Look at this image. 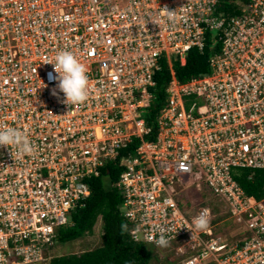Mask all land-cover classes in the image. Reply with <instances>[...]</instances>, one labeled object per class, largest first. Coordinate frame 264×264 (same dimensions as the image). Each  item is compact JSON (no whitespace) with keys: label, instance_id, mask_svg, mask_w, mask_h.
<instances>
[{"label":"built area","instance_id":"1","mask_svg":"<svg viewBox=\"0 0 264 264\" xmlns=\"http://www.w3.org/2000/svg\"><path fill=\"white\" fill-rule=\"evenodd\" d=\"M207 42L208 71L180 82L172 63ZM61 49L88 68L83 103L53 95ZM9 125L34 152L0 146V264L44 262L109 166L133 242L177 246L180 264H264V197L235 179L264 171V0H0V128ZM201 212L207 229H189Z\"/></svg>","mask_w":264,"mask_h":264},{"label":"trees","instance_id":"2","mask_svg":"<svg viewBox=\"0 0 264 264\" xmlns=\"http://www.w3.org/2000/svg\"><path fill=\"white\" fill-rule=\"evenodd\" d=\"M213 48L211 42H207L202 52L196 48L190 49L184 65L174 61L172 67L176 78L183 82L193 76L206 73L210 52L215 50ZM169 80L170 72L164 62L160 72L155 76V100L147 119L154 133L156 127L153 119L162 106L165 87ZM107 169L108 175L89 181L90 196L83 207L72 213L73 225L61 228L57 239L58 243L66 244L92 235L94 225L100 218L102 222L101 244L80 254L53 257L48 264H153L154 260H157L146 244L136 243L130 239L128 224L119 212L121 197L117 190L110 186L117 180L120 171L112 166ZM238 173L235 179L245 193L258 200L262 199L264 197V171L239 169Z\"/></svg>","mask_w":264,"mask_h":264},{"label":"clouds","instance_id":"3","mask_svg":"<svg viewBox=\"0 0 264 264\" xmlns=\"http://www.w3.org/2000/svg\"><path fill=\"white\" fill-rule=\"evenodd\" d=\"M168 11V19L174 20L172 11ZM158 23V21H153ZM46 62H50L47 61ZM53 66V72H49L50 80H56L57 83L53 89V95H58L56 89L63 93L62 103L68 105L80 104L87 100L89 95V76L87 66L80 62L71 51L61 49L55 55V62H50ZM0 146H13L19 153L33 154L34 146L29 137L20 129L14 126H4L0 128ZM209 225V217L205 212H201L192 219L189 225L191 230L203 231ZM166 238L161 235L156 243L160 246L167 245Z\"/></svg>","mask_w":264,"mask_h":264},{"label":"rangeland","instance_id":"4","mask_svg":"<svg viewBox=\"0 0 264 264\" xmlns=\"http://www.w3.org/2000/svg\"><path fill=\"white\" fill-rule=\"evenodd\" d=\"M197 205V207L200 206V204ZM219 211V209H215L217 214H219ZM101 234L102 222L101 219L98 218L94 225L92 235L85 236L81 239L66 244H60L58 242L55 243L54 246L48 252H46V260L40 264H48L49 260L53 257L80 254L84 251L91 250L101 244ZM147 246L153 251V254L157 258V260H154L153 264H180V261L183 258V255L176 250L177 246L159 249H156L151 245Z\"/></svg>","mask_w":264,"mask_h":264},{"label":"crops","instance_id":"5","mask_svg":"<svg viewBox=\"0 0 264 264\" xmlns=\"http://www.w3.org/2000/svg\"><path fill=\"white\" fill-rule=\"evenodd\" d=\"M231 232V231H230Z\"/></svg>","mask_w":264,"mask_h":264}]
</instances>
